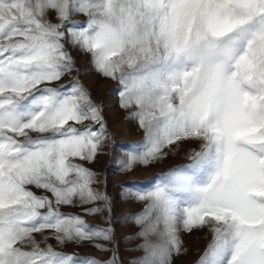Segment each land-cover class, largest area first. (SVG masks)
Instances as JSON below:
<instances>
[{
	"label": "snow or ice",
	"instance_id": "snow-or-ice-1",
	"mask_svg": "<svg viewBox=\"0 0 264 264\" xmlns=\"http://www.w3.org/2000/svg\"><path fill=\"white\" fill-rule=\"evenodd\" d=\"M70 49L143 131L119 170L189 145L148 187L121 182L142 207L119 220L86 166L110 134L78 76L62 82ZM129 222L127 264H173L181 233L203 230L196 264H264V0H0V264H124ZM84 245L107 258L65 250Z\"/></svg>",
	"mask_w": 264,
	"mask_h": 264
},
{
	"label": "rangeland",
	"instance_id": "rangeland-1",
	"mask_svg": "<svg viewBox=\"0 0 264 264\" xmlns=\"http://www.w3.org/2000/svg\"><path fill=\"white\" fill-rule=\"evenodd\" d=\"M75 19L82 20L84 17L77 16ZM71 51L79 73L74 70L62 82L66 83L78 76L80 82L91 93L92 100L103 108V117L110 134V141L105 144L96 160L86 166L97 172L102 180L106 178V191L113 201V218L119 220L124 214L138 212L142 207V205L129 201L122 196L126 188L120 186L121 182L128 184L129 182L136 181L139 182L140 186L148 187L150 179L156 173L167 171L174 165L186 162L187 156L185 150L189 145H182L177 154H170L159 163L149 166L137 164L130 170H119L120 164L127 159L126 153L131 149V145L134 142L142 140L143 131L134 120L128 118V110L121 107L119 86L116 81L103 77L95 71L90 63V56L87 53H82L78 50ZM87 123H92V121H88ZM61 211L78 212L83 215L78 208L64 207ZM84 218L90 224L106 226L105 221L100 216H85ZM115 228L117 239L121 241L120 259L124 264H127L133 256L139 253L125 251V248L138 243V241H131L126 244L122 238L129 233L137 231L138 228L131 222L128 224L116 223ZM181 239L187 252L174 257L173 264H196V261L203 254L209 243L211 234L207 230L193 231L191 233L183 232L181 233ZM50 242L54 243V241ZM65 250L68 252L92 255L100 259H105L108 255L104 252L97 251L89 245H84L83 247H68Z\"/></svg>",
	"mask_w": 264,
	"mask_h": 264
}]
</instances>
